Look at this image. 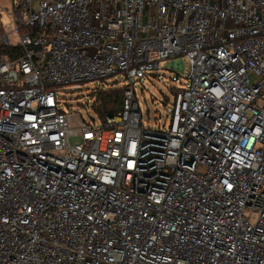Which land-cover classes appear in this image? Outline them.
<instances>
[{"label":"built area","instance_id":"2783aa9c","mask_svg":"<svg viewBox=\"0 0 264 264\" xmlns=\"http://www.w3.org/2000/svg\"><path fill=\"white\" fill-rule=\"evenodd\" d=\"M6 11L0 264H264V0ZM177 59L171 122L144 128L133 82ZM119 76L121 111L101 125L60 106L62 89Z\"/></svg>","mask_w":264,"mask_h":264},{"label":"rangeland","instance_id":"374dc122","mask_svg":"<svg viewBox=\"0 0 264 264\" xmlns=\"http://www.w3.org/2000/svg\"><path fill=\"white\" fill-rule=\"evenodd\" d=\"M6 9L12 11V0H0V27L13 22ZM12 41L18 42L15 38ZM185 63L184 59L168 61L162 65V70L133 82L144 128L155 130L169 126L175 99L174 91L188 84ZM125 84L124 76H119L116 82L105 80L91 84L83 83L78 90L72 87L64 88L59 91V95L64 97L60 106L67 111L80 112L85 121L93 123L94 120L99 126L102 121L100 113L93 108L95 97H91L89 93L96 89L122 87Z\"/></svg>","mask_w":264,"mask_h":264},{"label":"trees","instance_id":"16d2710c","mask_svg":"<svg viewBox=\"0 0 264 264\" xmlns=\"http://www.w3.org/2000/svg\"><path fill=\"white\" fill-rule=\"evenodd\" d=\"M124 89V86L101 89L94 100V105L98 107V111L101 116L104 114L119 113L121 111L124 98ZM175 92L176 91H174V94ZM89 95L91 97L93 96V94Z\"/></svg>","mask_w":264,"mask_h":264}]
</instances>
